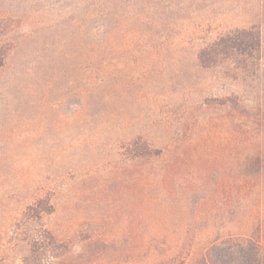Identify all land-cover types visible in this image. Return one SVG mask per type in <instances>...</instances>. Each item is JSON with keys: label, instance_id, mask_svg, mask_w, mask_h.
I'll return each mask as SVG.
<instances>
[{"label": "rangeland", "instance_id": "374dc122", "mask_svg": "<svg viewBox=\"0 0 264 264\" xmlns=\"http://www.w3.org/2000/svg\"><path fill=\"white\" fill-rule=\"evenodd\" d=\"M253 28L258 57L200 64ZM5 45L0 264L44 232L27 264H164L186 236L263 240L264 0H0Z\"/></svg>", "mask_w": 264, "mask_h": 264}, {"label": "trees", "instance_id": "16d2710c", "mask_svg": "<svg viewBox=\"0 0 264 264\" xmlns=\"http://www.w3.org/2000/svg\"><path fill=\"white\" fill-rule=\"evenodd\" d=\"M115 31V30H114ZM116 36V33L113 34ZM128 35H134L131 30ZM127 36V35H126ZM125 36V37H126ZM130 49V46H129ZM11 47H0V69L4 67ZM262 50V38L258 29H243L222 36L199 52L198 59L203 67H212L221 60L230 57H241L245 60L254 59ZM141 154L149 150L148 144L138 146ZM260 163V158H256ZM248 234H231L228 236H214L201 240L200 237L186 236L173 240L164 264H264V238ZM54 236L49 232L33 241L28 259L23 261L27 264L30 260L38 259L36 246L48 239L54 241ZM53 256L47 263L38 264H64Z\"/></svg>", "mask_w": 264, "mask_h": 264}]
</instances>
